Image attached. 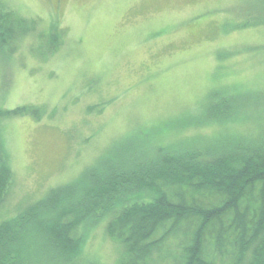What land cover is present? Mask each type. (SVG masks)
Instances as JSON below:
<instances>
[{
    "label": "rangeland",
    "instance_id": "obj_1",
    "mask_svg": "<svg viewBox=\"0 0 264 264\" xmlns=\"http://www.w3.org/2000/svg\"><path fill=\"white\" fill-rule=\"evenodd\" d=\"M0 11L28 28L0 48L12 173L0 221L54 187L82 192L92 174L204 157L264 130V0H0ZM19 106L43 114H2ZM110 216L76 230L82 262L117 263Z\"/></svg>",
    "mask_w": 264,
    "mask_h": 264
},
{
    "label": "trees",
    "instance_id": "obj_2",
    "mask_svg": "<svg viewBox=\"0 0 264 264\" xmlns=\"http://www.w3.org/2000/svg\"><path fill=\"white\" fill-rule=\"evenodd\" d=\"M24 27L0 11L2 52ZM2 114L43 112L19 106ZM174 154L163 153L152 165L136 161L120 177L114 169L92 174L82 192L67 185L50 189L0 221V264H96L80 260L75 235L105 215H111L107 236L123 250L116 264H264V130L231 150ZM11 181L1 161L0 208ZM173 238L179 239L175 249L167 245Z\"/></svg>",
    "mask_w": 264,
    "mask_h": 264
}]
</instances>
